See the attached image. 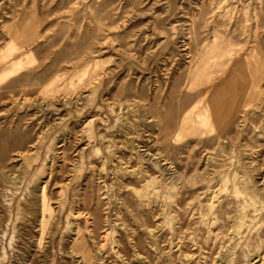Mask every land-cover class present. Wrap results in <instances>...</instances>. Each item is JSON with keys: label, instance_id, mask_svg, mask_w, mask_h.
<instances>
[{"label": "rangeland", "instance_id": "obj_1", "mask_svg": "<svg viewBox=\"0 0 264 264\" xmlns=\"http://www.w3.org/2000/svg\"><path fill=\"white\" fill-rule=\"evenodd\" d=\"M0 264H264V0H0Z\"/></svg>", "mask_w": 264, "mask_h": 264}, {"label": "bare ground", "instance_id": "obj_2", "mask_svg": "<svg viewBox=\"0 0 264 264\" xmlns=\"http://www.w3.org/2000/svg\"><path fill=\"white\" fill-rule=\"evenodd\" d=\"M12 69V68H11ZM12 70H10V72H11ZM254 91H255V89H254ZM254 91H252V92H254Z\"/></svg>", "mask_w": 264, "mask_h": 264}]
</instances>
